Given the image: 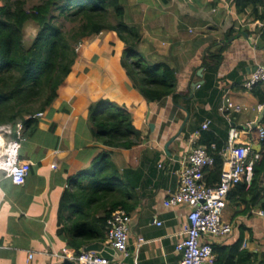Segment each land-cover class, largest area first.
Here are the masks:
<instances>
[{"label": "crops", "instance_id": "crops-1", "mask_svg": "<svg viewBox=\"0 0 264 264\" xmlns=\"http://www.w3.org/2000/svg\"><path fill=\"white\" fill-rule=\"evenodd\" d=\"M122 4L126 23L142 36L139 54L151 63L176 69L180 94L187 89L191 93L181 96L178 104L168 97L149 105L129 87L121 65L125 45L118 35L103 32L88 38L57 99L39 119L38 131L22 145L21 159L31 163L24 185L13 184L0 172V264H78L56 257L63 249L75 251L57 233L60 200L81 173L93 170L104 151L136 192L129 256L110 250L108 256L126 264H181L183 254L177 245L185 238L190 208L167 207L164 202L179 188L190 135L210 121L203 135L227 145L235 128L240 132L238 144L259 150L254 125L264 105L244 84L254 68L264 64V22L260 20L264 3L122 0ZM207 54H219L218 65L202 67ZM195 83L199 85L193 90ZM101 103L128 110L144 141L129 150L98 142L90 107ZM229 103L241 111H224ZM199 141L196 145L206 146ZM236 199L228 200L223 213L232 233L214 238L212 245L229 247L243 238L240 250L264 252V219L257 214L259 209L239 208ZM106 240L87 243L81 250L95 243L105 249Z\"/></svg>", "mask_w": 264, "mask_h": 264}, {"label": "trees", "instance_id": "trees-1", "mask_svg": "<svg viewBox=\"0 0 264 264\" xmlns=\"http://www.w3.org/2000/svg\"><path fill=\"white\" fill-rule=\"evenodd\" d=\"M125 15L122 0H0V129L14 130L23 121L25 137H32L39 126L35 116L53 104L72 72L79 56L77 45L103 32L116 33L124 43L121 65L130 80L129 87L149 105L168 97L178 104L181 96H189L190 89L184 95L178 90L176 69L167 63H151L139 54L142 36L126 23ZM260 20L264 22V12ZM30 25L37 35L27 43L26 29ZM220 59L219 54H207L201 66H216ZM262 86H255L252 93L263 106ZM100 106L90 107L92 130L98 142L129 150L144 141L128 110L109 103ZM199 142L214 158L206 180L209 185L217 184L223 168L221 152L226 145L207 133ZM259 146L261 159L254 166L251 183L234 186L228 197L230 201L236 197L239 208L247 211L264 210V141ZM135 197L133 185L104 151L93 170L81 173L62 194L57 233L68 248L79 254L87 243L106 240L113 212L124 210L131 215ZM242 239L229 247L213 244L216 264H264V252L240 250Z\"/></svg>", "mask_w": 264, "mask_h": 264}, {"label": "built area", "instance_id": "built-area-1", "mask_svg": "<svg viewBox=\"0 0 264 264\" xmlns=\"http://www.w3.org/2000/svg\"><path fill=\"white\" fill-rule=\"evenodd\" d=\"M257 85L264 86V64L257 65L244 84L249 91ZM232 109L241 111V107L232 103H229L224 111L228 112ZM43 116L44 113L41 112L35 118L41 119ZM210 124V121L206 122L200 130L190 135L188 139L190 149L185 158L179 188L164 202L167 207L185 205L190 208L183 231L185 238L177 245V250L183 254L181 264H216L211 241L214 238L226 237L233 230L232 225L223 218L229 193L236 185L251 183L254 166L261 159V153L254 151L251 144L237 143L240 132L232 128L228 144L221 152L223 168L220 181L209 185L206 171L214 165V158L209 154L206 146L196 143L200 140L202 131L207 130ZM248 127L251 128L252 124H248ZM258 131L257 139L261 143L264 141V126H259ZM26 139L23 121H19L14 130L0 129V172L15 185H24L30 174L31 163L21 159V149ZM257 214L264 219V210L257 211ZM131 223L132 216L124 210L113 212L108 220L105 244L124 257L129 256ZM140 242L143 240L141 239ZM32 257L33 255L30 254L29 259ZM56 257L78 264H126L124 261L114 260L96 251L81 250L76 254L75 251L63 249Z\"/></svg>", "mask_w": 264, "mask_h": 264}, {"label": "water", "instance_id": "water-1", "mask_svg": "<svg viewBox=\"0 0 264 264\" xmlns=\"http://www.w3.org/2000/svg\"><path fill=\"white\" fill-rule=\"evenodd\" d=\"M34 30H35V33H34V35H33L31 41H33V40L35 39L36 35H37V30H36V29H34ZM198 85H199V83H195V84H193V85H192V89L195 90V89L197 88ZM263 118H264V108H263V110H262V112H261L260 120H259L257 123H255V125H254V129H255V128H258V127L261 125V123L263 122ZM103 246H104V245H102L101 243H95V244H92V245H89V246L85 247V248H84V251H86V252H89V251H96V252H100L101 255H103V256H108L107 251H109V250H110V251H113V250H111V249L108 248V247H106L105 249H103V248H104ZM102 249L105 250V253L103 252ZM113 252H114V251H113ZM108 257H109V256H108Z\"/></svg>", "mask_w": 264, "mask_h": 264}, {"label": "rangeland", "instance_id": "rangeland-1", "mask_svg": "<svg viewBox=\"0 0 264 264\" xmlns=\"http://www.w3.org/2000/svg\"><path fill=\"white\" fill-rule=\"evenodd\" d=\"M35 28H34V26H32V25H30V26H28L27 27V29H26V40H27V43H29V42H31V40H32V37H33V35H34V33H35V30H34ZM88 39H85L84 41H82L81 43H79L78 45H77V51L78 52H80L83 48H84V46L86 45V41H87ZM82 43H83V45H82ZM82 45V46H81ZM8 139V138H7ZM187 156H188V153H187ZM92 171V170H91ZM90 171V172H91Z\"/></svg>", "mask_w": 264, "mask_h": 264}]
</instances>
